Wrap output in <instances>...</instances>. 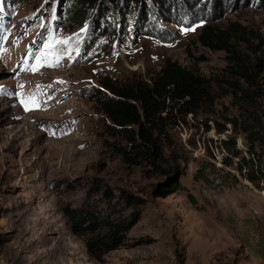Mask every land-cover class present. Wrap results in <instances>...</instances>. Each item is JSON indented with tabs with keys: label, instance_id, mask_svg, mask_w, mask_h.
Segmentation results:
<instances>
[{
	"label": "rangeland",
	"instance_id": "1",
	"mask_svg": "<svg viewBox=\"0 0 264 264\" xmlns=\"http://www.w3.org/2000/svg\"><path fill=\"white\" fill-rule=\"evenodd\" d=\"M68 1L0 0V264H264V178L240 175L232 153L247 156L245 128L264 132V91L249 103L224 94L226 54L198 41L205 25L231 22L264 38V0H144L143 26L141 4H107L100 15ZM136 29L153 36L134 42ZM166 58L209 79L217 97L195 114L168 108L155 169L116 151L127 142L95 98L102 77L148 79ZM257 154L264 159V144ZM176 166L181 187L154 197ZM72 208L140 217L120 246L90 254Z\"/></svg>",
	"mask_w": 264,
	"mask_h": 264
},
{
	"label": "trees",
	"instance_id": "2",
	"mask_svg": "<svg viewBox=\"0 0 264 264\" xmlns=\"http://www.w3.org/2000/svg\"><path fill=\"white\" fill-rule=\"evenodd\" d=\"M74 1L84 7H97L100 15L102 11L107 10V4L118 7L123 4L127 6L130 2L143 5L144 2V0H69L67 8H70ZM155 1L162 7L168 0ZM137 9L139 24L143 26L147 19V8L143 5ZM81 12L83 13L79 10L77 15ZM136 30L134 42L141 36H153L147 30ZM198 41L204 47L224 51L226 54V66L223 71L225 77L230 80L228 82L230 90L224 91V94H230L235 102L245 103L262 94L264 38L238 22H231L226 29L205 25L198 35ZM238 42L246 43L247 50L254 56L239 50L236 46ZM99 81L105 92L95 99L111 122L112 129L122 132L127 142L125 147L118 146L116 151L125 160L133 163H137L138 158L145 159L155 169L164 158L161 136L164 133L163 120L168 114V108L176 109L179 114H195L206 106L212 107L217 97L209 79L170 58H166L159 71L148 79L133 76L128 84H120L107 76ZM233 124L236 126V121ZM216 126L217 131L225 129V126L218 122ZM244 131L249 132L246 135L247 156L240 155L238 151L232 152L238 158L235 169L250 182H256L264 178V159L257 154L258 147L264 144V132H255L252 128H245ZM223 143L229 149H235V138L224 140ZM233 163L231 157L224 159L225 165ZM163 173L166 179L154 186L152 189L154 197H166L181 187L179 178L183 174L182 169L176 166ZM124 198L127 204H142V201L131 200L129 195L124 194ZM66 215L74 234L89 235L86 248L90 254L120 246L140 217L138 211H132L128 218L120 220L99 218L86 208L69 209Z\"/></svg>",
	"mask_w": 264,
	"mask_h": 264
}]
</instances>
